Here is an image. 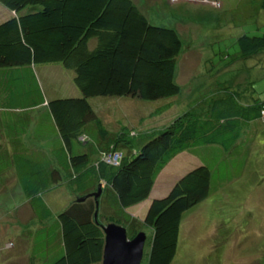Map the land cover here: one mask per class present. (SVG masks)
I'll list each match as a JSON object with an SVG mask.
<instances>
[{
    "label": "trees",
    "instance_id": "1",
    "mask_svg": "<svg viewBox=\"0 0 264 264\" xmlns=\"http://www.w3.org/2000/svg\"><path fill=\"white\" fill-rule=\"evenodd\" d=\"M0 3L14 12L0 23V70L14 77L13 82L7 77L1 89L21 91L25 77L32 108L47 103L46 113L56 125V134L53 128L48 130L52 142L45 147L49 153L24 144L22 138L32 119L28 113L26 118L16 117L24 120L23 126L16 123L9 131H0L13 136L11 145H0V176L17 180L38 223L28 237L32 239L31 263L102 264L103 227L113 222L126 227L129 238L141 226H149L147 264H171L184 213L212 191V168L201 149L230 151L237 146L245 128L263 117L264 101L256 100L249 107L225 103L204 116L187 111L164 128L147 133L143 142H135L138 133L123 129L125 119L117 120L123 128L111 133L99 110L101 100L154 101L179 94L174 78L182 49L178 31L151 22L136 0ZM237 42L243 56L264 51V33L243 34ZM50 63L73 72L77 95L46 100L32 66ZM20 69H26L24 74L17 72ZM17 96V92L9 94L7 104L19 105L21 97ZM186 151L200 154L201 164L182 173L167 194L155 196L139 224L127 209L148 199L162 170ZM108 155L117 161L107 162ZM64 176L72 203L57 212L48 204L47 194L61 186ZM99 186L102 194L97 209L94 193ZM102 195L110 213L104 212Z\"/></svg>",
    "mask_w": 264,
    "mask_h": 264
},
{
    "label": "rangeland",
    "instance_id": "2",
    "mask_svg": "<svg viewBox=\"0 0 264 264\" xmlns=\"http://www.w3.org/2000/svg\"><path fill=\"white\" fill-rule=\"evenodd\" d=\"M136 1L144 7L151 22L175 28L179 33L182 49L174 78L180 92L154 101L129 97L101 100L99 110L111 133L113 129L117 133L124 124L123 129L139 134L134 137L135 142H143L147 133L164 128L184 112L204 116L210 109L225 103L249 107L256 100L264 101V51L243 56L237 42L243 34L264 33L263 0ZM1 7L0 3V23L11 18L4 15ZM35 71L48 97L75 94L71 92L73 72L61 64H39ZM9 80L13 82L14 77ZM262 115L245 128L241 141L230 151L214 147L201 149L212 168V191L208 198L184 213L177 253L171 264H262L264 113ZM120 119L125 121L121 124L117 121ZM191 161L189 157L181 158L163 171L156 183L162 196L170 190L174 175ZM8 179L0 177V264H32L29 258L32 239L28 237L38 223L17 180ZM68 181L64 176L61 186L47 194L48 204L58 209L57 212L72 203ZM55 196L57 200L52 201ZM153 198L150 196L128 208L127 213L140 224ZM105 200L103 196V208ZM105 208L104 212H111L108 205ZM141 230L147 235L142 261L147 264L152 229L141 226Z\"/></svg>",
    "mask_w": 264,
    "mask_h": 264
},
{
    "label": "crops",
    "instance_id": "3",
    "mask_svg": "<svg viewBox=\"0 0 264 264\" xmlns=\"http://www.w3.org/2000/svg\"><path fill=\"white\" fill-rule=\"evenodd\" d=\"M1 8H2L1 10L4 12V15L8 14L10 17H12V14H13L12 11H10L8 8H6L3 5ZM142 9L144 11V7ZM32 67H33V70L36 74L35 69H36L37 65H33ZM25 70L26 69H20V70H17V72H21L22 74H24ZM8 72L9 71L0 70V131L1 130L9 131L10 129H12L16 125V123L24 125V120L22 122H20L19 120L16 119V117L19 118L20 116H22L23 118H26V114L28 113L29 116L32 117V119L29 123L27 133L22 138L24 144L29 148L44 149L49 153V149L45 147L47 144L52 142V137L49 138L48 130L50 128H53V130H55V134H56V125L54 124L53 121L50 120L48 114L46 113L47 103H45L44 105L38 106L34 109L32 108L31 101H30V96H31L30 92H29V90H27V91L25 90V77H23V80H22L23 85H24L23 90H21V91H10V90H4V89L2 90L1 85L3 83H5L6 78L9 77ZM36 76H37V74H36ZM27 83H29V82H27ZM71 90H72L71 92L75 93V95L78 94V91H77L75 85H73V88ZM15 92L18 93L17 97H21V99L18 101L19 105L15 106V105L7 104V97L9 96V94H13ZM43 92H44L46 100L50 99V97L47 96V93L44 90H43ZM19 94L21 96H19ZM7 133H3V132L0 133V145H2V146L11 145L10 140L13 136H9V134H7ZM35 135H37L40 139L35 140ZM77 146H78V144H77ZM200 156H201L200 154H196L193 151H186V152L179 154L162 170V172L159 174V176L156 180V183H157L158 179L160 178V176L163 174V171L166 170L167 168H169L174 162L181 160V158H184V157L191 158L193 161H191L190 165L187 167L185 165H183L181 167L180 171L174 175L173 180L171 179V183H170V187H171L174 184L175 180L182 173H184L185 171H187L188 169H190L194 166L201 164L203 159ZM0 177L2 179H8L7 175H1ZM8 180L11 181V179H8ZM12 181H14V179H12ZM156 183H155L153 191L151 193V197L162 196V192H160L161 189L157 190ZM56 197L57 196L52 197L51 198L52 201H56L57 200Z\"/></svg>",
    "mask_w": 264,
    "mask_h": 264
},
{
    "label": "water",
    "instance_id": "4",
    "mask_svg": "<svg viewBox=\"0 0 264 264\" xmlns=\"http://www.w3.org/2000/svg\"><path fill=\"white\" fill-rule=\"evenodd\" d=\"M101 192L102 188L99 186L98 191L94 193L97 209ZM84 199L85 197L80 200ZM103 229L105 245L102 264H142L147 240L144 231H140L133 238H129L127 228L120 224L108 223Z\"/></svg>",
    "mask_w": 264,
    "mask_h": 264
},
{
    "label": "built area",
    "instance_id": "5",
    "mask_svg": "<svg viewBox=\"0 0 264 264\" xmlns=\"http://www.w3.org/2000/svg\"><path fill=\"white\" fill-rule=\"evenodd\" d=\"M105 160H106L107 162H111V163L117 161V160H116V157H111V156H109V155L105 157Z\"/></svg>",
    "mask_w": 264,
    "mask_h": 264
}]
</instances>
